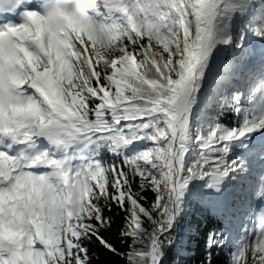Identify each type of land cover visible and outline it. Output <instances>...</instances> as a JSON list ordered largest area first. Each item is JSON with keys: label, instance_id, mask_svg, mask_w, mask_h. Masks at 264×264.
<instances>
[{"label": "snow or ice", "instance_id": "snow-or-ice-1", "mask_svg": "<svg viewBox=\"0 0 264 264\" xmlns=\"http://www.w3.org/2000/svg\"><path fill=\"white\" fill-rule=\"evenodd\" d=\"M193 241L264 264V0H0V264Z\"/></svg>", "mask_w": 264, "mask_h": 264}, {"label": "trees", "instance_id": "trees-1", "mask_svg": "<svg viewBox=\"0 0 264 264\" xmlns=\"http://www.w3.org/2000/svg\"><path fill=\"white\" fill-rule=\"evenodd\" d=\"M117 243H122L121 241H117ZM129 243H131V241H129ZM201 252H199V254L195 255V259H185L182 261V264H199V256ZM213 264H218L217 259H213Z\"/></svg>", "mask_w": 264, "mask_h": 264}]
</instances>
